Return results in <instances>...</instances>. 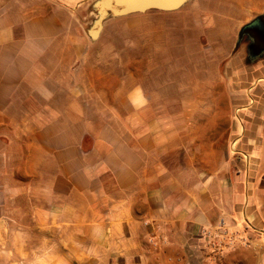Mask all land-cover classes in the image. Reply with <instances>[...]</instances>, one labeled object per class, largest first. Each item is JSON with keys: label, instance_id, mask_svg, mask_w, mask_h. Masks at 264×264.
<instances>
[{"label": "crops", "instance_id": "0c3cea01", "mask_svg": "<svg viewBox=\"0 0 264 264\" xmlns=\"http://www.w3.org/2000/svg\"><path fill=\"white\" fill-rule=\"evenodd\" d=\"M95 1L0 0V264H264V39L243 22L201 61L170 54L175 22L264 0L109 20L113 55ZM220 222L248 243L209 258Z\"/></svg>", "mask_w": 264, "mask_h": 264}, {"label": "rangeland", "instance_id": "374dc122", "mask_svg": "<svg viewBox=\"0 0 264 264\" xmlns=\"http://www.w3.org/2000/svg\"><path fill=\"white\" fill-rule=\"evenodd\" d=\"M264 17V15H255V14H228V15H212V16H202V18L207 20V26L202 22H198V16L192 15L189 16V20L182 21L179 20L173 25L174 35H173V47L170 48L172 51L170 54H173L175 57L189 56L190 61H201L204 53L202 51V46L200 43H209V40L219 38V31L227 30L230 36L240 34L241 25L243 22H251L255 18ZM105 26V27H104ZM224 27V28H223ZM211 29V30H208ZM123 30H119L117 26V21H110L106 25H103V30L99 36V41H97L94 46L95 54H117V51L120 47H123L122 40L124 39ZM127 37L133 38V31L127 32ZM101 40H104V44L100 43ZM190 42V45H187L186 41ZM208 59V57H207ZM224 65H222L223 68ZM20 204L24 202L19 201ZM24 205H22L23 207ZM24 208V207H23ZM10 211L13 212V208ZM25 209V208H24ZM25 211H28L26 208ZM16 212V211H15ZM11 214V213H10ZM16 216H26L22 213L16 212Z\"/></svg>", "mask_w": 264, "mask_h": 264}, {"label": "water", "instance_id": "95a60500", "mask_svg": "<svg viewBox=\"0 0 264 264\" xmlns=\"http://www.w3.org/2000/svg\"><path fill=\"white\" fill-rule=\"evenodd\" d=\"M189 0H96L92 10L95 19L89 30V36L96 40L103 30L105 22L128 16L136 13H143L148 10L157 9L174 11L181 8ZM261 23L260 17L255 18L242 28L243 31L258 27Z\"/></svg>", "mask_w": 264, "mask_h": 264}, {"label": "built area", "instance_id": "2783aa9c", "mask_svg": "<svg viewBox=\"0 0 264 264\" xmlns=\"http://www.w3.org/2000/svg\"><path fill=\"white\" fill-rule=\"evenodd\" d=\"M238 243L246 245L248 242L241 232L229 229L224 222L202 230V247L209 258L220 257Z\"/></svg>", "mask_w": 264, "mask_h": 264}, {"label": "flooded vegetation", "instance_id": "af4514ba", "mask_svg": "<svg viewBox=\"0 0 264 264\" xmlns=\"http://www.w3.org/2000/svg\"><path fill=\"white\" fill-rule=\"evenodd\" d=\"M260 19V25L254 29L243 31L240 35L241 38L253 37L257 45H260L261 40L264 39V17L262 16Z\"/></svg>", "mask_w": 264, "mask_h": 264}]
</instances>
